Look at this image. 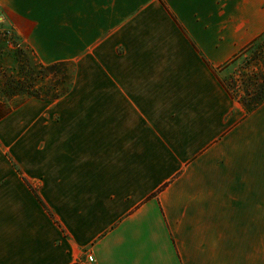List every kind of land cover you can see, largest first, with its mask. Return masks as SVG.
<instances>
[{
	"label": "crops",
	"instance_id": "0c3cea01",
	"mask_svg": "<svg viewBox=\"0 0 264 264\" xmlns=\"http://www.w3.org/2000/svg\"><path fill=\"white\" fill-rule=\"evenodd\" d=\"M0 8L40 63L78 64L58 99L0 100V264H264V104L217 74L264 0Z\"/></svg>",
	"mask_w": 264,
	"mask_h": 264
},
{
	"label": "rangeland",
	"instance_id": "374dc122",
	"mask_svg": "<svg viewBox=\"0 0 264 264\" xmlns=\"http://www.w3.org/2000/svg\"><path fill=\"white\" fill-rule=\"evenodd\" d=\"M10 31V32H9ZM7 33L6 41L3 33ZM252 56L251 52H245L237 61L229 67L217 70L219 78L224 85L228 84L230 95L239 104V96L244 94L243 86L234 89L236 81L241 85L245 79L246 64ZM28 59V61H26ZM44 64L40 63L37 55L31 47L23 42L22 37L14 27L13 20L5 15L0 8V100L8 107H17L28 99L35 98L31 94H44L46 90L51 94L60 91L62 86L70 87L72 79L78 73L76 62L68 63L61 67L71 77V82H64L62 74H49L42 70ZM30 91V93H29Z\"/></svg>",
	"mask_w": 264,
	"mask_h": 264
},
{
	"label": "trees",
	"instance_id": "16d2710c",
	"mask_svg": "<svg viewBox=\"0 0 264 264\" xmlns=\"http://www.w3.org/2000/svg\"><path fill=\"white\" fill-rule=\"evenodd\" d=\"M3 35V40L6 41L7 33L4 32ZM245 52L252 53L251 58L247 60L246 64V70H248V72L246 73L247 75L245 76V79L242 80L241 85L238 84L237 81L236 83H234L233 90H235V88L237 90L238 87L240 88L243 86L244 94L240 95L238 98L241 105L247 110V112L250 113L260 107L262 104H264V34L255 39L252 43H250L245 49L241 51V53H239L232 61L223 66L221 69L229 67L232 63L237 61ZM26 61H28V59H26ZM66 64V62H60L53 65H44L42 66V70L46 72V74L49 73L55 75V77H57L56 75L58 74H62L64 82L70 83L71 77L68 75V73H65L63 69H61V67ZM59 86H62V89H60V91L58 92H54L53 94H51L50 91L46 90L42 95L32 93L31 96L40 99H58L70 89L69 86L65 87V85H62V83H60ZM225 87L229 92L231 91L228 84H225Z\"/></svg>",
	"mask_w": 264,
	"mask_h": 264
},
{
	"label": "built area",
	"instance_id": "2783aa9c",
	"mask_svg": "<svg viewBox=\"0 0 264 264\" xmlns=\"http://www.w3.org/2000/svg\"><path fill=\"white\" fill-rule=\"evenodd\" d=\"M89 261L92 263L94 261L93 257H89Z\"/></svg>",
	"mask_w": 264,
	"mask_h": 264
}]
</instances>
